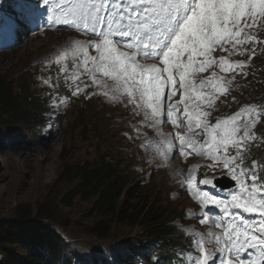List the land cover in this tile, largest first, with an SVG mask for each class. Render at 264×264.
<instances>
[{
	"label": "snow or ice",
	"instance_id": "obj_1",
	"mask_svg": "<svg viewBox=\"0 0 264 264\" xmlns=\"http://www.w3.org/2000/svg\"><path fill=\"white\" fill-rule=\"evenodd\" d=\"M40 2L28 6L29 19L46 17L49 25L71 26L93 37L74 42L56 59L57 64L73 59L77 72L65 76L66 80L77 84L87 74L94 85L105 89L104 95L112 99L126 96L130 104L144 111L152 127L168 122L182 129L183 134L178 131L175 136L181 155L190 150L228 170L239 189L230 194V199H216L197 187L195 170L186 181L187 188L195 193L202 209L212 205L222 214L210 221L205 213L201 221L224 229L223 237H216L220 264H233L234 260L237 264H261L264 187L257 183L256 161L251 168L242 167V153L256 139L253 129L261 120L262 110L245 106L210 124L208 109L218 96L227 93L231 83L215 69L219 73L243 70L245 62L228 57L243 55L247 51L243 46L252 44L251 60L255 45L264 43L254 34L264 27V0H42L43 10ZM216 51L227 56L217 58L213 55ZM209 70V76L200 77ZM60 71L66 72V68ZM80 91L77 84L73 95ZM177 94L179 99L174 100ZM201 136L203 141L197 139ZM147 146L165 159L175 151L168 137ZM213 183L207 178L199 180L200 185ZM244 214L254 215L255 219ZM196 244L199 255L194 264H215L205 240L197 238Z\"/></svg>",
	"mask_w": 264,
	"mask_h": 264
},
{
	"label": "rangeland",
	"instance_id": "obj_2",
	"mask_svg": "<svg viewBox=\"0 0 264 264\" xmlns=\"http://www.w3.org/2000/svg\"><path fill=\"white\" fill-rule=\"evenodd\" d=\"M35 3L36 0H0V18H4L5 21L4 23L0 19V77L15 80L27 71L36 73L33 78L35 87L40 92L47 90L48 95L52 96L51 102L55 109L52 114L48 113L46 118L49 119L46 125L35 132L38 136L37 141H31L27 132L25 134L29 140L14 143H7L2 138L3 135H0L2 136L0 137V221L12 219L11 211L15 205L33 206L40 203L47 195L60 189L58 187L61 185L57 178L64 165L84 161L95 163L104 155L106 162L121 161L123 162L121 169L130 171L129 190L124 198L127 204L125 210H131L135 204L143 200L145 194L150 193L151 195V192L160 200L168 201L172 208L183 210V220H181L183 224L193 225L204 235L206 248L213 252L216 263L219 253H215L216 249L212 248L213 245H217L214 231H220L223 237L224 229L217 228L212 222L202 223L201 221L205 213L209 214L210 221L215 211H218V215L222 214L212 205L202 209L195 199V193L187 188L186 181L195 170L197 187L216 199H230V194L239 189L228 170L222 165H212L211 160L191 153V151H187L184 155L180 152L178 154L179 146L176 140H173V144L177 158L170 155L165 159L160 156L153 148L147 146L149 142H159L162 136L175 139L176 133L179 131L183 134V130L173 128L172 125L152 127L151 121L145 119L144 111L130 104L126 96H117L116 99H112L104 95L105 89L94 85L87 74L82 75L77 81L82 91L73 95L77 84H72L71 79H65V76L71 77L77 72L73 66V59L69 57L60 64L56 63V59L62 52L69 51L74 42H86L93 37L71 26L49 25L46 17L40 20L29 19L28 6ZM44 8L41 0L40 9ZM7 16L14 21V23L10 22L11 25L15 24L14 29L7 24L5 19L8 18ZM21 20L25 23V31H23L25 27L17 23ZM254 34L259 40H264V27L254 31ZM243 47L247 49L243 55L236 54L228 57L234 62H245L247 66L243 70L219 73V69H215L219 76H224L231 83L227 85V93L218 96L212 108L208 109L211 113L208 122L215 124L217 119L232 116L245 106H256L262 110L261 120L253 129L256 139L247 144L252 151L253 159L248 154L247 146L243 153L248 157V168H251L252 162L256 161L259 166L257 183L264 187L259 179L260 171L264 173V134L262 131L264 129V103L259 104L258 101L259 97H264L262 80L264 76V64L262 63L264 62L258 64L252 56L249 60V55L252 54V44ZM255 50L262 53L264 58V43L256 44ZM92 55L95 53L92 52ZM213 55L218 58L221 55L227 56V53L216 51ZM61 67H65L66 72H61ZM210 73L211 70L200 74V77H207ZM249 76L255 79L248 81ZM45 80H48L49 84H45ZM62 100L63 103H61ZM82 113L87 120L86 125L84 117L80 119ZM40 116V120L45 118L42 114ZM5 130L6 127H0V131L5 132ZM84 130L86 132L88 130L86 139L82 137ZM197 139L203 141L202 136ZM231 151L235 154V149ZM148 162L159 166L163 173L152 170L150 172L152 174H141L139 170L141 164L147 165ZM169 165L179 168L182 176L173 178L169 174ZM209 165L212 166L209 167ZM205 178L225 185L228 184L227 180H230L233 186L230 190L224 191L214 187V184L200 185L199 180ZM245 182L251 183L250 180ZM173 192L178 193L176 199L171 198L170 194ZM188 209H194L197 215L186 218ZM244 215L255 219V216ZM99 219L94 215L90 202L77 199L71 209L59 210L55 217L56 222L45 224L62 237L65 245L64 254L71 258L74 264L87 259L91 260L94 254L102 257L105 252L115 251L117 253L125 247L137 246L138 241L143 239L141 233L124 229L122 225L105 240L85 234L84 229L78 226ZM68 223L67 228L61 227L62 224ZM175 228L183 236H191L193 245L197 248L196 236L176 226ZM210 232L213 234L211 237L208 236ZM121 262L128 264L124 260ZM137 263L144 264L143 260Z\"/></svg>",
	"mask_w": 264,
	"mask_h": 264
},
{
	"label": "trees",
	"instance_id": "obj_3",
	"mask_svg": "<svg viewBox=\"0 0 264 264\" xmlns=\"http://www.w3.org/2000/svg\"><path fill=\"white\" fill-rule=\"evenodd\" d=\"M253 58L258 64L264 62L263 54L257 51ZM35 75L27 71L15 80L0 77V127H6L5 132L0 131L3 135L0 137L7 143L27 140L25 132L31 141H37L35 132L46 125L48 113L55 109L47 90L40 92L35 87ZM253 79L248 77V81ZM262 80L264 82V76ZM258 101L264 103V97H259ZM41 114L45 116L42 120ZM82 116L83 113L80 119ZM262 131L264 134V129ZM87 135L88 130L82 131L83 138ZM122 163L106 162L102 155L95 163L84 161L64 165L57 178L60 189L33 206L15 205L11 211L12 219L0 221V264H74L64 254L62 237L45 223L56 222L59 210L71 209L77 199L90 202L94 215L100 218L78 225L85 234L105 240L122 225L143 237L137 246L125 247L117 253L105 252L109 262L100 255H93L92 261H80L79 264H123L121 260L138 264L140 259L144 264H157V258L159 264H185L180 256L187 239L172 224L175 219L183 220V210L172 208L168 201L160 200L152 192L145 194L131 210H125L124 198L131 174L121 169ZM260 174L264 182L262 170ZM68 226L69 223L61 225L63 228Z\"/></svg>",
	"mask_w": 264,
	"mask_h": 264
},
{
	"label": "clouds",
	"instance_id": "obj_4",
	"mask_svg": "<svg viewBox=\"0 0 264 264\" xmlns=\"http://www.w3.org/2000/svg\"><path fill=\"white\" fill-rule=\"evenodd\" d=\"M169 169H170V172L169 174L173 177V178H179L182 176V171L179 169V168H173L171 165H169ZM171 195V198L172 199H176L177 196H178V193L176 192H173L170 194ZM197 215L196 211L194 209H188L186 211V218H191L193 216ZM173 224L185 231V232H189L191 234H193L194 236H196L197 238H203L205 239L204 235L202 233H200L199 231H197L193 225H185L183 224L180 220H176L173 222Z\"/></svg>",
	"mask_w": 264,
	"mask_h": 264
},
{
	"label": "bare ground",
	"instance_id": "obj_5",
	"mask_svg": "<svg viewBox=\"0 0 264 264\" xmlns=\"http://www.w3.org/2000/svg\"><path fill=\"white\" fill-rule=\"evenodd\" d=\"M64 26H66V25H64ZM88 39H89V37H88ZM148 127V126H147ZM139 129V128H138ZM139 131V130H138ZM156 131V130H155ZM158 131V130H157ZM146 132H147V130H146ZM154 132V131H153ZM142 133V132H141ZM156 133V132H155ZM163 137V136H162ZM160 138V137H159ZM20 143V142H19ZM176 143L178 144V146H179V141H176ZM215 215H218V211H215V213H214V216ZM214 233H215V237H222V234H221V232L220 231H218V230H215L214 231Z\"/></svg>",
	"mask_w": 264,
	"mask_h": 264
},
{
	"label": "water",
	"instance_id": "obj_6",
	"mask_svg": "<svg viewBox=\"0 0 264 264\" xmlns=\"http://www.w3.org/2000/svg\"><path fill=\"white\" fill-rule=\"evenodd\" d=\"M228 184H222L218 181H216L215 183L217 184L218 187L220 188H223V189H226V188H229L230 186H232V182H230L229 180H227Z\"/></svg>",
	"mask_w": 264,
	"mask_h": 264
}]
</instances>
